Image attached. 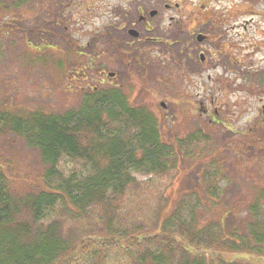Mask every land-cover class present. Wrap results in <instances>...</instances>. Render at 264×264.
I'll list each match as a JSON object with an SVG mask.
<instances>
[{
  "label": "rangeland",
  "instance_id": "374dc122",
  "mask_svg": "<svg viewBox=\"0 0 264 264\" xmlns=\"http://www.w3.org/2000/svg\"><path fill=\"white\" fill-rule=\"evenodd\" d=\"M194 1L197 0L187 2V11L193 10ZM228 1L234 0H217L215 6L221 7ZM212 2H207L209 9ZM161 4L162 0H0V110L12 114L60 113L77 107L83 90L122 85L119 89L131 103L141 104L156 120L160 138L173 148L167 162L174 157L178 160L176 169L169 168L167 173L136 174L140 185L124 205L125 228L140 221L146 230H151L158 208L161 207V223L175 210L174 204L181 194L193 188L194 195L205 200V206L197 211L195 207L199 228L203 227L204 231L214 224L225 235L228 229L235 246L245 245L237 238L242 236L253 244L249 246L254 252L211 249L207 252L208 259L216 260L215 263L223 259L241 261L236 264H264V166L237 163L238 158L231 157L234 147L228 149L230 154L227 152L231 135L220 129L214 133L217 128L208 118L213 109L212 83L208 80L213 76L212 71L203 70L194 75L192 70L183 68L180 60L181 51L182 55L186 53L188 46L179 42L190 36L197 25V16L187 20L182 36L173 35L176 25H170L167 19L175 17L174 13L158 14L152 20L154 30L148 33L143 26L137 23L133 26L134 21L122 18L129 15L126 12L129 9L136 19L137 8L148 18L150 10ZM208 11L203 13L201 21L213 15ZM132 28L139 32V41L128 35ZM109 42L115 43L114 46ZM119 46L126 47L122 51L125 55H120ZM110 72L115 73V79L108 77ZM218 74L221 75L220 70ZM198 95L202 102L199 114L195 111ZM160 103H165V110ZM216 118L222 128H228L221 123L222 118ZM0 155V164L11 180L14 193L29 192V183L35 189L38 187L42 175L39 169L43 166L38 155L23 142L5 135L0 139ZM57 168L67 179L79 166L63 159ZM159 196L166 197V202ZM69 217L66 213L58 218L59 225H63L61 237L78 239L83 226L72 223ZM50 221L57 222V217ZM251 221H261L256 229L258 240L251 236V228L247 229L248 223L253 227Z\"/></svg>",
  "mask_w": 264,
  "mask_h": 264
},
{
  "label": "trees",
  "instance_id": "16d2710c",
  "mask_svg": "<svg viewBox=\"0 0 264 264\" xmlns=\"http://www.w3.org/2000/svg\"><path fill=\"white\" fill-rule=\"evenodd\" d=\"M118 88L83 90L78 106L60 113L0 110V139L9 135L23 142L43 166L38 187L29 183L30 191L18 195L0 164V264L241 262L208 259L211 249L254 252L253 244L242 236L237 238L245 245L235 246L228 229L225 235L214 224L207 229L204 226V231L199 228L195 207L197 211L205 206V200L194 195L193 188L181 194L175 210L161 223L159 207L151 230L140 221L125 228L124 205L140 185L136 174L167 173L169 168L176 169L178 160L173 156L175 159L167 162L174 151L160 138L156 120ZM63 159L79 166L67 179L57 168ZM159 199L167 200L164 196ZM66 213L72 223L83 226L78 239L61 237L63 225L58 218ZM54 217L57 222L50 221ZM251 222L254 228L248 223L247 229L251 228V236L258 240L256 229L261 221Z\"/></svg>",
  "mask_w": 264,
  "mask_h": 264
},
{
  "label": "flooded vegetation",
  "instance_id": "af4514ba",
  "mask_svg": "<svg viewBox=\"0 0 264 264\" xmlns=\"http://www.w3.org/2000/svg\"><path fill=\"white\" fill-rule=\"evenodd\" d=\"M190 1L192 0L172 2L162 0L157 9L154 7L150 10L148 18L143 15L142 10L139 11V8L136 19L129 9L126 11L129 15L122 18L124 21H134L133 26L136 23L143 26L144 32L148 33L154 30L152 20L158 14L174 13L176 21L175 17L167 19L170 25H176L173 35L182 36L187 20H194L197 16V25L190 36L186 35V38H189H182L179 42L188 46L184 56L181 54L182 51L180 53L182 66L192 70L194 75L203 70L212 71L213 76H209L208 80L212 83L210 105L213 109L211 107L208 118L217 128L214 133H219L220 129L231 135V144L227 145V152L232 147L236 148L231 150L234 153L231 152L233 154L231 157H237V163L264 166V0H234L222 4L221 7L215 6L217 0H213L210 9L207 5L208 0H197L192 2L193 10L187 11ZM207 11L213 15L201 21L203 13ZM130 31L138 34V37L134 38L139 41V32L133 28L129 29V36H132ZM147 41L151 42V39ZM109 44L114 46L115 43ZM119 50L125 51L126 47L119 46ZM119 53L123 55L122 52ZM219 70L221 75L218 74ZM107 75L109 78H116L115 73L110 72ZM114 86L122 85L115 83ZM198 98L195 111L198 110L199 114L202 102L200 95ZM137 105L141 106L138 103ZM160 106L164 110L167 107L165 103H160ZM203 112L206 113V110ZM216 117L222 118L221 123H225L228 128H222ZM167 122L170 123V119Z\"/></svg>",
  "mask_w": 264,
  "mask_h": 264
},
{
  "label": "water",
  "instance_id": "95a60500",
  "mask_svg": "<svg viewBox=\"0 0 264 264\" xmlns=\"http://www.w3.org/2000/svg\"><path fill=\"white\" fill-rule=\"evenodd\" d=\"M130 34L133 36V37H138V34L134 31H130Z\"/></svg>",
  "mask_w": 264,
  "mask_h": 264
}]
</instances>
